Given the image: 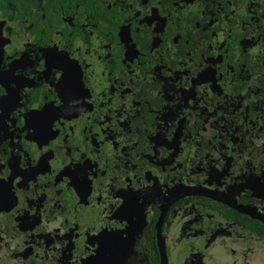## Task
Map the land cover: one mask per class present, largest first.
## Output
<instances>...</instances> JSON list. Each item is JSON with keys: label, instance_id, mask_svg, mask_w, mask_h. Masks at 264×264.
Masks as SVG:
<instances>
[{"label": "flooded vegetation", "instance_id": "af4514ba", "mask_svg": "<svg viewBox=\"0 0 264 264\" xmlns=\"http://www.w3.org/2000/svg\"><path fill=\"white\" fill-rule=\"evenodd\" d=\"M0 264H264V0H0Z\"/></svg>", "mask_w": 264, "mask_h": 264}]
</instances>
